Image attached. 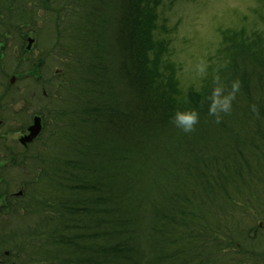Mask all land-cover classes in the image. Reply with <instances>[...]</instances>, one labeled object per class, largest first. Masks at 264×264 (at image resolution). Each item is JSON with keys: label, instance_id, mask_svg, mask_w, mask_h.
I'll use <instances>...</instances> for the list:
<instances>
[{"label": "trees", "instance_id": "1", "mask_svg": "<svg viewBox=\"0 0 264 264\" xmlns=\"http://www.w3.org/2000/svg\"><path fill=\"white\" fill-rule=\"evenodd\" d=\"M18 1L0 0L12 21L48 4L71 57L41 84L18 199L33 224L4 225V262L249 264L254 237L234 215L264 210V27L223 31L208 78L181 90L154 39L161 0ZM214 69L241 81L219 123L205 99ZM176 108L198 111L193 132L173 125Z\"/></svg>", "mask_w": 264, "mask_h": 264}, {"label": "rangeland", "instance_id": "2", "mask_svg": "<svg viewBox=\"0 0 264 264\" xmlns=\"http://www.w3.org/2000/svg\"><path fill=\"white\" fill-rule=\"evenodd\" d=\"M23 9L33 10L35 15L12 21L11 12L5 11V5L0 6V231L5 230L4 225L31 222L23 215L18 199L25 198L23 184L32 178L25 163L29 164L33 151L24 148L19 137L33 116L45 109L42 104L48 88L41 84L45 85L50 76H57L71 57V50L55 32H59L60 17L54 16L48 4L31 2ZM157 13L154 39L162 48L163 61L174 67L182 90L199 86L201 81L194 65L201 59L207 61L223 31L264 27L262 0H161ZM70 17L67 14L61 20L67 23ZM28 39L33 40L31 44ZM29 66L34 69L29 70ZM234 216L246 219L242 226L254 237L255 250L248 252L247 261L264 264V210H238Z\"/></svg>", "mask_w": 264, "mask_h": 264}, {"label": "clouds", "instance_id": "3", "mask_svg": "<svg viewBox=\"0 0 264 264\" xmlns=\"http://www.w3.org/2000/svg\"><path fill=\"white\" fill-rule=\"evenodd\" d=\"M194 72L200 81H204L209 76V64L201 59L194 65ZM212 86L210 92L205 97L207 101V114L212 117L216 123H219L223 115L229 114L233 107L237 94L241 90V81L239 78L230 81L226 85L219 75V69H214L211 75ZM253 113L256 112V106H250ZM171 122L183 133H191L199 122L197 110L192 108H176L171 114Z\"/></svg>", "mask_w": 264, "mask_h": 264}, {"label": "water", "instance_id": "4", "mask_svg": "<svg viewBox=\"0 0 264 264\" xmlns=\"http://www.w3.org/2000/svg\"><path fill=\"white\" fill-rule=\"evenodd\" d=\"M32 41H33L32 39H28L29 44H31ZM40 130H41V119L39 116H35L33 118L32 124L29 125L27 128L28 133L19 138L20 143L26 144L28 142L33 141L40 133Z\"/></svg>", "mask_w": 264, "mask_h": 264}, {"label": "flooded vegetation", "instance_id": "5", "mask_svg": "<svg viewBox=\"0 0 264 264\" xmlns=\"http://www.w3.org/2000/svg\"><path fill=\"white\" fill-rule=\"evenodd\" d=\"M26 132V131H25Z\"/></svg>", "mask_w": 264, "mask_h": 264}]
</instances>
